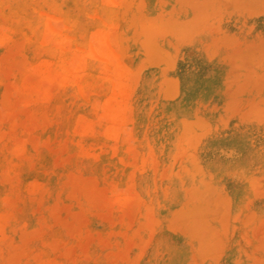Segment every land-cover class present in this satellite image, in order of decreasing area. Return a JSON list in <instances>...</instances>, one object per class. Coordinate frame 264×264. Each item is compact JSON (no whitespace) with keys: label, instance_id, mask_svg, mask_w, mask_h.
<instances>
[{"label":"rangeland","instance_id":"obj_1","mask_svg":"<svg viewBox=\"0 0 264 264\" xmlns=\"http://www.w3.org/2000/svg\"><path fill=\"white\" fill-rule=\"evenodd\" d=\"M0 264H264V0H0Z\"/></svg>","mask_w":264,"mask_h":264}]
</instances>
